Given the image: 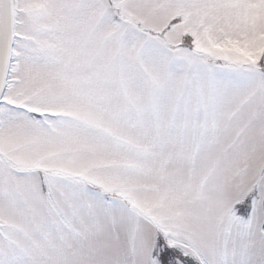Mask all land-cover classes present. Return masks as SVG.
I'll return each instance as SVG.
<instances>
[{
	"label": "snow or ice",
	"instance_id": "obj_1",
	"mask_svg": "<svg viewBox=\"0 0 264 264\" xmlns=\"http://www.w3.org/2000/svg\"><path fill=\"white\" fill-rule=\"evenodd\" d=\"M0 264H264V0H0Z\"/></svg>",
	"mask_w": 264,
	"mask_h": 264
}]
</instances>
